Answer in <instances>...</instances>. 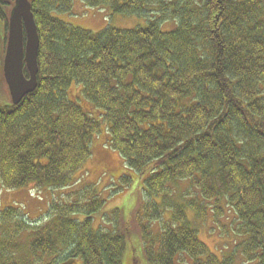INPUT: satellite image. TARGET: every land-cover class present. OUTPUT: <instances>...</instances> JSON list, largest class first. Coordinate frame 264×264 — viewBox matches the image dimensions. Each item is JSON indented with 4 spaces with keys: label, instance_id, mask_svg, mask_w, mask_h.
<instances>
[{
    "label": "trees",
    "instance_id": "16d2710c",
    "mask_svg": "<svg viewBox=\"0 0 264 264\" xmlns=\"http://www.w3.org/2000/svg\"><path fill=\"white\" fill-rule=\"evenodd\" d=\"M72 1L30 0L40 40L37 85L13 104L2 60L15 0H0V185L70 187L105 132L104 145L123 159L125 184L132 170L145 185L144 203L126 221L111 209L113 229L95 230L92 215L104 200L89 186L52 194L35 229L6 207L0 264L28 263L14 257L20 245L13 239L24 231H31L32 264H122L131 223L149 264H176V255L181 264H232L233 257H209L182 203L170 201L171 185L182 180L196 216L233 213L242 256L264 264V0H80L107 9L110 21L137 19L131 28L96 32L59 18ZM152 220H160L156 234Z\"/></svg>",
    "mask_w": 264,
    "mask_h": 264
},
{
    "label": "rangeland",
    "instance_id": "374dc122",
    "mask_svg": "<svg viewBox=\"0 0 264 264\" xmlns=\"http://www.w3.org/2000/svg\"><path fill=\"white\" fill-rule=\"evenodd\" d=\"M72 2L70 8L71 12L68 15L59 14L58 16H60V19L83 29L96 32L107 25L119 28H131L137 22V19L132 16L121 15H114L110 21L111 16L107 9L87 8L80 0H73ZM171 26L170 23H167L166 25L163 24L161 27L162 30L165 31L167 30L166 28H170ZM0 87L2 88V85ZM106 138L107 134L105 132L94 138L95 140H93L92 143L90 157L86 160L82 170L76 173L74 178L76 183L71 184L70 187L57 191H50L38 190L32 186L18 189H4L0 185V212L6 207L14 208L17 210V216L24 218L27 224H33L34 226H30V229H35L38 227V223L43 222V219L47 216L49 208L48 203L51 202L52 194L54 196L53 198H57L62 193H69L74 190L79 191L89 186L92 188L90 195L98 194L100 199L104 200L101 210L92 215L91 228L93 230L99 229L100 227L113 229L115 219L113 217L109 221L107 217L110 215V210L113 208L118 207L121 209L119 214L125 221L129 218H133L137 209H142L144 198H141L142 195L139 190L144 188L145 185L141 179L140 182L138 181L136 173L132 170L130 172L131 180L128 184H125L122 178V175L125 174L123 159L116 151L104 145L106 144ZM179 182L181 183L171 185L172 196H170L169 199L172 203L173 201L182 203L186 217L193 223L192 225L196 227L197 237L205 244L209 257L213 260L211 255H214L218 261L233 257L232 264H256L255 261H247L238 248L241 241L239 239L241 238L237 237L235 233L233 234V230L231 232L229 226L230 223H232V226L236 227V223L230 221V218L233 217V213L230 212L228 216L223 215L218 219H215L212 213L203 214L204 216L201 217L196 216V213L186 205L187 200L184 198V195L187 194V184L184 180ZM74 200H76L75 196L69 199V201ZM155 200L158 201V198H155ZM166 211L167 210L163 211L161 218L168 221L170 211ZM77 217L79 220H83L84 218L83 215H77ZM149 222L151 224L149 228L151 234L158 233L160 230V220L159 222L156 220ZM131 224V226H127L128 241L126 250L123 254L122 264H149L145 261L142 254V245L139 241V230L136 228L137 225ZM9 229L10 225L0 227V243L4 239L3 232ZM33 232L34 231H32V233ZM30 236L31 231H24L13 239L15 243L20 245L18 253L21 256L15 254L14 257L16 261L28 262L27 264L33 263L26 248L31 238ZM37 236L38 235H36V237ZM146 245L147 244H145V246ZM184 255L186 256V254ZM61 257L63 256L61 255ZM179 257L181 256L176 255L174 257L176 264L182 263V259L180 262L178 261ZM188 260L187 258V261ZM58 263L59 261H55L49 264ZM76 264L81 263L77 261Z\"/></svg>",
    "mask_w": 264,
    "mask_h": 264
},
{
    "label": "water",
    "instance_id": "95a60500",
    "mask_svg": "<svg viewBox=\"0 0 264 264\" xmlns=\"http://www.w3.org/2000/svg\"><path fill=\"white\" fill-rule=\"evenodd\" d=\"M25 33V42H24ZM39 36L28 0H16L8 21L3 75L13 103L32 92L37 85ZM26 65L29 77L23 74Z\"/></svg>",
    "mask_w": 264,
    "mask_h": 264
},
{
    "label": "flooded vegetation",
    "instance_id": "af4514ba",
    "mask_svg": "<svg viewBox=\"0 0 264 264\" xmlns=\"http://www.w3.org/2000/svg\"><path fill=\"white\" fill-rule=\"evenodd\" d=\"M58 264H71L68 260H65V261H61L60 263Z\"/></svg>",
    "mask_w": 264,
    "mask_h": 264
},
{
    "label": "bare ground",
    "instance_id": "6f19581e",
    "mask_svg": "<svg viewBox=\"0 0 264 264\" xmlns=\"http://www.w3.org/2000/svg\"><path fill=\"white\" fill-rule=\"evenodd\" d=\"M27 222V221H26ZM42 223L43 222H41V223H38L39 225L38 226H41L42 225ZM29 225H31V226H34L33 224H31V223H28Z\"/></svg>",
    "mask_w": 264,
    "mask_h": 264
}]
</instances>
